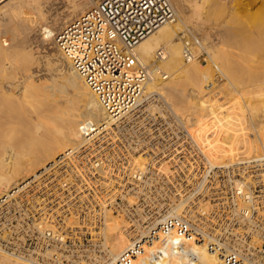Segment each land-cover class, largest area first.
<instances>
[{"label": "bare ground", "instance_id": "obj_1", "mask_svg": "<svg viewBox=\"0 0 264 264\" xmlns=\"http://www.w3.org/2000/svg\"><path fill=\"white\" fill-rule=\"evenodd\" d=\"M258 1L169 0L176 13L174 21L160 26L136 47L141 62L149 68L144 96L139 99L138 106H145L144 97L150 94L164 97L168 109L178 112L188 136L186 133L184 137L167 138L154 146L145 139L127 140L130 168L122 176L126 182L119 192L124 194L132 186L133 196L128 201L140 203L135 210L139 220L130 223L124 214L114 215L107 211L99 234L106 252L97 258L96 264L113 263L133 248L137 253L132 264H227L211 249L214 236L203 231L205 243L196 247L193 239L162 225L171 220H188L187 217L200 211L207 214L211 206L218 205L205 202L215 185L209 179L213 171L227 176L233 175L234 170L251 174L257 169L256 173H264V138L253 134L241 138L245 131L241 125L233 133L224 130V125L209 121L190 123L179 114L186 101V91L192 85H206L211 95L225 92L223 88L221 92L216 91L218 87L211 68L197 58L185 61L183 34H192L195 44L208 52L213 63H224L219 61V56L226 49L235 50L242 60L251 58L247 45L264 36V19L258 17V14L264 16V10L259 9L260 5L263 8L264 0L257 7L263 13L254 15L257 8L251 10ZM98 2L17 0L0 13V200L7 197L1 201L0 208L32 187L46 172L56 169L62 158L95 142H105L108 138L104 133L112 130L119 120L105 110L55 39L66 24ZM255 16L260 20H254ZM194 19L198 22L194 23ZM16 37L19 42L22 41L20 37L25 40L22 45L14 40ZM15 48L17 54H22L21 59L18 55V59L13 58L14 50L10 49ZM160 49L165 52L156 67ZM181 74L188 75L189 81L185 84ZM233 74L230 72L231 77L235 76ZM167 79L170 80L165 81ZM226 87L230 89L229 85ZM240 104L241 112L237 110L236 113H240L235 116L238 122L247 109L252 112L254 105L247 103L246 109ZM27 106L32 109L28 110ZM156 109L153 104L146 106L150 113ZM248 110L247 113H251ZM220 130L223 134L219 138ZM202 132L206 138H200ZM61 155L63 157L59 158ZM246 181L249 182L250 177ZM235 185L244 190L247 183L238 179ZM169 186L175 189V195L162 194ZM150 187H153L152 193L144 192ZM198 192L199 197L196 196ZM47 227L46 221L35 225L38 231ZM154 232L156 237L152 243L147 242ZM0 264L34 263L32 259L0 248Z\"/></svg>", "mask_w": 264, "mask_h": 264}, {"label": "built area", "instance_id": "obj_2", "mask_svg": "<svg viewBox=\"0 0 264 264\" xmlns=\"http://www.w3.org/2000/svg\"><path fill=\"white\" fill-rule=\"evenodd\" d=\"M175 17L169 0H99L58 32L55 39L61 52L109 115L119 120L112 134H104L105 142L62 158L56 169L2 204L1 250L32 259L34 264H96L106 252L99 234L107 211L124 214L130 223L139 220L135 214L139 203L128 201L132 186L124 194L119 192L126 182L122 176L130 168L127 140L145 139L154 146L167 138L184 137L186 132L160 95L145 96V106H138L149 68L141 62L136 47ZM183 35L185 61L199 59L193 35ZM164 52L158 50L157 63ZM148 104L157 109L146 111ZM256 172L234 170L227 176L213 171L209 179L215 185L205 202L218 205L211 206L207 214L196 212L188 220H171L176 223L162 227L175 228L193 239L196 247L205 243L203 231L214 236L211 249L227 264H264V177L260 176L264 173ZM233 178L247 183L244 190ZM40 221L49 227L35 229ZM153 234L147 242L152 243ZM136 251L133 248L109 264H132Z\"/></svg>", "mask_w": 264, "mask_h": 264}, {"label": "rangeland", "instance_id": "obj_3", "mask_svg": "<svg viewBox=\"0 0 264 264\" xmlns=\"http://www.w3.org/2000/svg\"><path fill=\"white\" fill-rule=\"evenodd\" d=\"M15 1L17 0H0V13H3L7 9H9V3H12ZM260 4H262L261 0H259L256 3V6L254 4L251 7V8L254 7L253 9L251 8L250 9L254 11L255 7L256 8L259 7ZM262 6L264 8V2ZM263 8L260 5L259 9H262L263 11L264 10ZM257 9L256 11H254V15L256 12L257 13L262 12L261 10L259 11V9L258 10ZM253 11H251V13ZM258 15L260 19L262 20L264 19V16L262 14H258ZM256 16L255 18L253 17L254 20L258 19L259 21L260 19L256 18ZM197 22H198V19H194V23H197ZM172 25H175V24L172 23ZM19 39L20 41L22 40L21 41L22 43L19 42L17 37L14 40H16L17 43L22 45L25 40L22 37H20ZM196 47H197L196 48L197 56L201 55V57L197 59V61L200 62L201 64L206 65L209 69L211 68L210 70L212 72L211 73L212 77L215 80L217 87H218L216 88V91L221 92V88H223L225 92L223 93L221 92L218 95L216 94L211 95L210 93L212 91H209L206 85L204 86H200L198 84L192 85L186 91V101L183 103V108L179 112V114H182V117L184 119H189L191 121L190 123H194V122L202 123V122L209 121V122L215 123L216 125L217 124L224 125L225 126L224 130H228L229 132H233V133L237 132L239 126L241 125L242 127L245 128L244 134L243 136H241V138L243 137L249 138L252 134L256 135L259 138H264V56H263L264 55V52H263L264 51V36L263 38L253 40L252 42H250L249 45H247V50L250 51L251 58L249 56L246 60H242L240 56H238V53L235 52V50H230V49L224 50L223 52L224 54L222 53V55L220 54L219 56V61L224 62L222 64H225V65L227 64V67L230 66L228 68L224 67L222 64L213 63L210 55L208 54V52H206V50H203L199 46H196ZM11 50L12 51L14 50L13 51L14 54L12 55L13 58L18 59L19 58L18 56H20L16 52L18 49L16 48L10 49V51ZM231 52L237 55L235 56ZM22 57L23 56L21 54L19 59H21ZM155 64L160 65V62L157 63L156 61ZM230 72L235 73L233 74L235 76L231 77ZM180 76H181L182 83L185 84L186 82L189 81L187 74H181ZM168 80L170 79H167L165 81H168ZM227 85L230 86V89L228 87L225 88V86ZM219 87H220V90H219ZM150 95H157V94H150ZM161 99L167 104L166 99H164V97L161 96ZM238 102L239 104L241 103L240 104L241 107L242 105L244 106L243 108H246L247 103H248V106L249 105L252 106V104L254 103L252 112L246 108L251 113L248 112L249 113L248 114L246 110V114H244L243 116H240L242 120L239 118L240 119L239 122L237 121V118L235 117L236 114H239L241 112V110L238 109V105H239ZM29 108L30 110L32 109V107L29 106L28 110ZM237 110H240V112L238 111L239 113H236ZM169 111L172 114H175V115L178 114L177 111L176 112L172 110H169ZM114 128L115 126L113 127V129ZM107 132L112 134V130H108ZM107 132H105L104 134H107ZM185 132L187 133V136H188V132L186 131V129H185ZM222 134H223V130L222 131L220 130V132H218L217 135L220 138ZM206 137L207 136L205 133L202 132L200 134V138H206ZM237 182H238V179L233 180V183H237ZM152 188L153 187L145 189L144 192L152 193ZM174 190L175 189L172 188V186H169L164 189L162 194L165 193L167 194V196H172V195H175L176 193ZM196 196L197 197L201 196L200 192H198ZM142 203L143 202H141V204ZM138 205H140V203ZM145 210H147V208ZM126 219L130 222V219H128L127 217Z\"/></svg>", "mask_w": 264, "mask_h": 264}]
</instances>
